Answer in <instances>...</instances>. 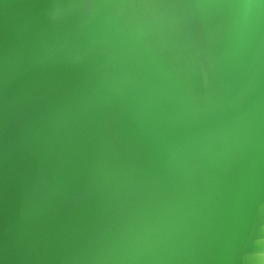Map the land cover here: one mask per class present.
I'll use <instances>...</instances> for the list:
<instances>
[{"label":"clouds","instance_id":"9594fccd","mask_svg":"<svg viewBox=\"0 0 264 264\" xmlns=\"http://www.w3.org/2000/svg\"><path fill=\"white\" fill-rule=\"evenodd\" d=\"M27 5L25 7H38ZM12 7L5 5V9ZM38 41L0 36L5 124L37 157L42 201L74 182L100 213L61 264H200L199 219L224 205L264 264V0H49ZM84 66L42 108L10 104L49 53ZM31 99V97H29Z\"/></svg>","mask_w":264,"mask_h":264},{"label":"water","instance_id":"95a60500","mask_svg":"<svg viewBox=\"0 0 264 264\" xmlns=\"http://www.w3.org/2000/svg\"><path fill=\"white\" fill-rule=\"evenodd\" d=\"M49 0H0V36L23 33L38 41L46 30L43 6ZM5 5L12 7L5 9ZM39 5L38 7H25ZM84 78V66L69 59L65 51H53L34 70L17 78L8 90L10 104L42 108L71 91ZM31 97V99H29ZM19 116L12 112L5 124L4 93L0 90V264H61L52 256L64 240L90 226L100 213L97 198L74 182L66 195L42 201L36 179L37 157L23 148L18 138ZM205 259L200 264H240L244 254L260 249L238 229L247 227L224 205L199 219Z\"/></svg>","mask_w":264,"mask_h":264}]
</instances>
